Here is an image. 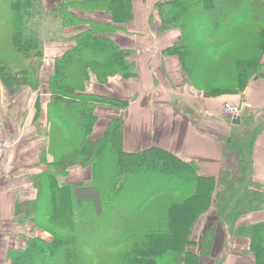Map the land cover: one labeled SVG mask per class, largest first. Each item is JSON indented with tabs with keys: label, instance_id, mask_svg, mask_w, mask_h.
I'll use <instances>...</instances> for the list:
<instances>
[{
	"label": "trees",
	"instance_id": "1",
	"mask_svg": "<svg viewBox=\"0 0 264 264\" xmlns=\"http://www.w3.org/2000/svg\"><path fill=\"white\" fill-rule=\"evenodd\" d=\"M40 1L0 0V90L41 88L42 15L50 26L58 20L61 39L71 42L47 80L46 141L30 176L37 196L15 204L17 222L33 228L22 247L7 251L8 264H199L216 224L247 238L254 264H264V220L238 224L264 210V185L252 174L264 116L245 110L224 140L238 157L236 176L202 175L195 161L161 147L124 150L127 101L84 86L90 74L99 83L136 77L128 52L109 37L131 20L134 0H51V10ZM152 7L161 31L181 34L163 54L176 56L187 84L205 96L241 95L251 80L264 79V0H156ZM98 104L121 112L93 137ZM72 166L90 168V179L61 181ZM210 210L214 224L202 228L199 252L187 250Z\"/></svg>",
	"mask_w": 264,
	"mask_h": 264
},
{
	"label": "crops",
	"instance_id": "2",
	"mask_svg": "<svg viewBox=\"0 0 264 264\" xmlns=\"http://www.w3.org/2000/svg\"><path fill=\"white\" fill-rule=\"evenodd\" d=\"M155 1L134 0V18L125 24L124 30L109 34L135 63L136 77L111 76L106 83H99L90 74L85 92L127 101L123 110L124 150L161 147L182 160L195 161L202 175L217 178L221 171L229 170L236 176L238 157L224 145V140L238 124L232 123L224 106L244 101L249 104L247 110L262 118L264 79L251 80L241 95L207 97L188 85L178 58L162 52L166 46L177 42L181 34L176 29L161 31L160 22L153 13ZM61 38L46 40L44 44V59L39 69L40 89L0 90V137L12 143L10 149L0 155V264H8L7 251L22 247L23 237L33 228L30 221L17 222L14 210L18 200L37 196L30 176L37 172L39 152L46 141L50 101L47 80L55 58L71 47V42ZM94 112L97 120L92 135L96 137L121 111L114 105L98 104ZM253 160V178L264 185V131L256 142ZM90 176V168L72 166L61 181H88ZM206 215L209 216L206 227L213 226V211ZM263 220L264 210H260L242 215L238 224ZM248 245L247 238L231 236L226 227L216 224L209 255L202 257L199 264L215 261L254 264Z\"/></svg>",
	"mask_w": 264,
	"mask_h": 264
},
{
	"label": "rangeland",
	"instance_id": "3",
	"mask_svg": "<svg viewBox=\"0 0 264 264\" xmlns=\"http://www.w3.org/2000/svg\"><path fill=\"white\" fill-rule=\"evenodd\" d=\"M42 1V0H41ZM40 1V2H41ZM46 2H48V6L47 7H49V9H51V8H54L55 6H54V4H53V2L51 1V0H46ZM43 4H45V0H43ZM53 4V5H52ZM152 5H153V3H152ZM99 15V17H104V15L102 14V13H99L98 14ZM134 18V15H133V7H132V15H131V19H133ZM49 20H50V17H48V16H44V15H42V25H41V32H43V37L41 38V44H42V46H41V48H43L44 47V44H45V42H46V40H48V42H50V41H52L53 39V37H56V38H60V37H62L63 36V34H62V32L60 31V25H59V22H58V20L56 21V23H52V25L50 26L49 25ZM47 27H51V31H47ZM61 180V179H60ZM213 208V207H212ZM209 213V212H208ZM207 213V214H208ZM206 217L208 218L209 216H205L203 219H202V221L200 222V223H198V225L196 226V227H194L193 228V232H192V236H191V239L193 240V242H195L196 244H193V245H191L190 247H187V250H189V251H193V252H199V246H200V244H199V240H200V238H202V233H201V231H202V228L204 227V225H205V221H207L206 220Z\"/></svg>",
	"mask_w": 264,
	"mask_h": 264
},
{
	"label": "built area",
	"instance_id": "4",
	"mask_svg": "<svg viewBox=\"0 0 264 264\" xmlns=\"http://www.w3.org/2000/svg\"><path fill=\"white\" fill-rule=\"evenodd\" d=\"M248 107H249V104L244 101L226 103L224 107V112L227 115L236 116V115L241 114ZM11 145L12 144L8 139L0 137V154L6 152L11 147Z\"/></svg>",
	"mask_w": 264,
	"mask_h": 264
},
{
	"label": "water",
	"instance_id": "5",
	"mask_svg": "<svg viewBox=\"0 0 264 264\" xmlns=\"http://www.w3.org/2000/svg\"><path fill=\"white\" fill-rule=\"evenodd\" d=\"M232 123L239 124L240 123V116H233Z\"/></svg>",
	"mask_w": 264,
	"mask_h": 264
}]
</instances>
